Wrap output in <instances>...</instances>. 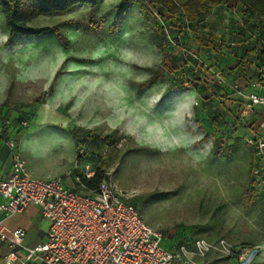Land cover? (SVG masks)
<instances>
[{"label": "rangeland", "instance_id": "rangeland-1", "mask_svg": "<svg viewBox=\"0 0 264 264\" xmlns=\"http://www.w3.org/2000/svg\"><path fill=\"white\" fill-rule=\"evenodd\" d=\"M119 2L37 15L30 26L56 27L40 37H10L0 12V118L27 122L18 135L27 170L60 160L65 171L58 178L82 192L81 182L98 172L151 228L257 248L251 264H264V181L257 173L264 159L246 143L250 126L241 107L231 115V103L239 101H209L216 72L196 43L197 36L209 38L211 24L218 37H232L233 27L253 16L239 1L214 7L203 27L183 31L177 41L167 35L161 51L142 3L119 10ZM173 23L184 22L176 16L158 28ZM150 70L161 74L141 88ZM78 127L96 138L75 146L70 130ZM43 148L51 152L44 158ZM250 175L260 202L248 206L242 197Z\"/></svg>", "mask_w": 264, "mask_h": 264}, {"label": "built area", "instance_id": "built-area-1", "mask_svg": "<svg viewBox=\"0 0 264 264\" xmlns=\"http://www.w3.org/2000/svg\"><path fill=\"white\" fill-rule=\"evenodd\" d=\"M260 46L261 81L254 85L257 91L243 94L237 90L243 100L240 117L244 119L256 110L264 112V31ZM215 81L223 82L219 72L215 73ZM10 126V118L0 119V144L8 148L11 160L9 175L0 179V215L21 214L37 206L48 230L43 241L28 248L23 244L25 231L8 234L0 220V242L6 248L4 264H198L210 253L233 258L237 264H251L258 254L257 248H236L223 239L211 242L197 238L192 243L165 248L161 244L166 234L147 225L138 209L108 181L83 193L66 187L58 178L29 176L18 151V137H3ZM16 127L19 135L27 122L18 120ZM246 143L264 159V120L246 136ZM257 173L264 181V170ZM92 175L87 172L85 177Z\"/></svg>", "mask_w": 264, "mask_h": 264}, {"label": "trees", "instance_id": "trees-1", "mask_svg": "<svg viewBox=\"0 0 264 264\" xmlns=\"http://www.w3.org/2000/svg\"><path fill=\"white\" fill-rule=\"evenodd\" d=\"M136 0H120L117 8L121 10L127 4L132 3ZM143 5V10L145 17H147L153 25L156 27L160 41L158 42V48L164 51L167 45L166 36L172 37V40L177 41L178 35L185 30H192L194 28L203 27V22L205 17L208 16L210 10L214 7H219L221 5L234 7L239 1L241 2L246 11L253 16L254 21H243L241 25H236L233 28L236 29L235 33L231 37V42H236L235 46L229 45L223 41V37H218L215 34L214 25H210L209 38L203 39L201 37H196V43L198 48H203L205 51L203 54H207L210 60V64L214 68L215 72H221L224 79L227 82H234L236 78H240L244 72V69L248 67L254 60L258 59L256 64L257 72H254V77L259 75V82L261 81L259 74V67L262 63V51L261 48L246 50L245 46L241 45V42L245 41L244 33L245 30L242 29V25L246 27V30L253 32L256 30L259 32L260 36L263 35L264 31V0H139ZM101 0H0V12L4 18L7 30L10 37L22 38V37H40L47 33L55 32L56 27H32L29 25V21L37 15H49V14H62L75 6H88L89 8H95ZM167 15V17H166ZM179 16L183 24L177 26V24H167L168 28L166 31L158 28V21L167 22L170 19ZM259 29V30H258ZM234 40V41H233ZM247 51V53H246ZM227 55H225V54ZM253 53V56L251 55ZM226 56L223 58V56ZM164 69V66H161ZM151 77L143 82L140 87L147 88L153 81H155L159 75L160 71L150 70ZM196 77L194 80L198 82L201 78V72L196 71ZM223 80V79H222ZM205 81V80H204ZM212 96H209L210 100L223 101L222 98L228 99L231 94L224 85L218 84L217 82H212L211 84ZM206 87V86H203ZM53 87L48 89V92H43L41 97L44 98L46 95L52 92ZM171 91L170 87H167L162 94V97H166ZM235 113H231L232 116H236V112L239 111L241 104L235 102ZM233 112V110H232ZM236 118V117H235ZM70 136L75 146L79 143L90 138H96V136H89L85 134L82 128H73L70 130ZM216 150L218 148L216 147ZM215 153H218L216 151ZM250 186L246 189L243 194L242 201L248 206L253 205L258 200L257 193V179L255 176L250 175ZM104 181L102 176L95 172L94 175L88 179L83 180L81 184L86 187L87 192L90 193L94 191L100 182ZM262 181V180H261ZM76 192L79 190L73 189ZM82 192V191H81ZM137 208L131 202H128ZM230 259V258H227Z\"/></svg>", "mask_w": 264, "mask_h": 264}, {"label": "crops", "instance_id": "crops-1", "mask_svg": "<svg viewBox=\"0 0 264 264\" xmlns=\"http://www.w3.org/2000/svg\"><path fill=\"white\" fill-rule=\"evenodd\" d=\"M241 27L243 30H245L244 33L245 41L241 42V45L245 46L247 51L254 49V47L258 51V49L261 48L260 45H261L262 36H260L259 32L256 30L250 32L246 30L245 26L242 25ZM216 33L218 34V32ZM223 37H224L223 41L225 43L232 46H235L237 44L236 42L230 41L231 37L229 36H223ZM251 55L253 56V53H251ZM257 62L258 59L254 58L253 62L244 69L242 76L240 78H236L234 82H227L225 79L221 77L223 79V85L231 93L228 96V99L235 98L236 100L239 101V103L242 106L243 100L238 96L237 90H239L243 94H249L251 92L257 91L256 87L254 86L257 81L255 80V77L253 75L254 72H257V67H256ZM231 104L234 103L232 102ZM262 120H264V112L260 110H256L245 119L247 125L250 126V131L248 130L249 131L248 135L252 134V132H254L255 129H257L259 123ZM16 124L17 121L11 119V126L8 129H6V131L4 132V136H3L4 139L18 137ZM18 145H19V141H18ZM50 153L51 152H48L46 148H43V150L42 151L40 150L39 152V154L44 155L42 158H44L45 156L46 157L49 156ZM262 161L263 160H261V162ZM24 162L26 167V161L24 160ZM58 163H61V161L56 160L51 162L49 165H42L35 167V169L33 168L34 170L29 168L27 170L26 168V171L29 174V176H31L32 178L34 177L36 179L37 178L54 179V178H58V176L65 171L64 167L57 166ZM10 167H11L10 151L3 143H1L0 144V179L5 178L9 175ZM57 169L60 170L57 171ZM62 182H66V181H62ZM64 185L72 190L74 189L68 186L67 183H64ZM259 202L260 201L258 200V203ZM0 203H1V199H0ZM0 220H2V222L4 223L8 234H11L19 229L24 230L25 237L23 240V244L28 248H32L38 242L43 241L45 239L48 230V223L41 217L39 208L37 206H30L25 212L21 214L0 215ZM166 236L167 239L164 242V247L167 249L175 246V244L178 243H192L195 239L198 238L192 236L190 233H175L173 235H166ZM5 253H6V248L4 244L0 242V264H4L3 256L5 255ZM198 264H230V263H229V259L218 258L217 254L210 253L204 260L198 261Z\"/></svg>", "mask_w": 264, "mask_h": 264}]
</instances>
